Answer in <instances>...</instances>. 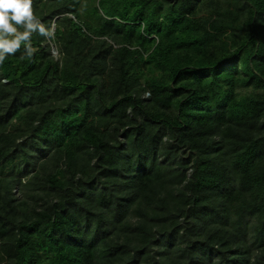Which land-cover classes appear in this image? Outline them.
<instances>
[{
	"label": "trees",
	"instance_id": "obj_1",
	"mask_svg": "<svg viewBox=\"0 0 264 264\" xmlns=\"http://www.w3.org/2000/svg\"><path fill=\"white\" fill-rule=\"evenodd\" d=\"M32 8L52 35L0 64V264H264V0Z\"/></svg>",
	"mask_w": 264,
	"mask_h": 264
},
{
	"label": "clouds",
	"instance_id": "obj_2",
	"mask_svg": "<svg viewBox=\"0 0 264 264\" xmlns=\"http://www.w3.org/2000/svg\"><path fill=\"white\" fill-rule=\"evenodd\" d=\"M35 32L49 37L52 35L34 15L32 0H0V64L8 55L19 51L22 45L25 55L31 58L34 51L31 38ZM54 52L57 54L52 48V55ZM24 58L21 56V59Z\"/></svg>",
	"mask_w": 264,
	"mask_h": 264
},
{
	"label": "rangeland",
	"instance_id": "obj_3",
	"mask_svg": "<svg viewBox=\"0 0 264 264\" xmlns=\"http://www.w3.org/2000/svg\"><path fill=\"white\" fill-rule=\"evenodd\" d=\"M90 7H91V6L89 5V7H88V8H90ZM54 55H56V54H55V52H54Z\"/></svg>",
	"mask_w": 264,
	"mask_h": 264
}]
</instances>
